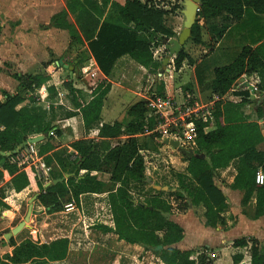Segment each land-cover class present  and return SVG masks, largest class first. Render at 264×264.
Returning a JSON list of instances; mask_svg holds the SVG:
<instances>
[{"label":"trees","instance_id":"trees-1","mask_svg":"<svg viewBox=\"0 0 264 264\" xmlns=\"http://www.w3.org/2000/svg\"><path fill=\"white\" fill-rule=\"evenodd\" d=\"M198 1V15L205 20L222 14L237 21L248 17L256 20L258 15L264 14V0ZM164 14L163 9L140 0H126L123 5L113 0H66L65 8L54 14L50 21L53 27L68 32L71 43H87L93 52L104 46L108 50L118 48L110 56L107 65L97 61L100 69L108 73L115 59L122 54H128L145 68L156 67L152 47L174 37V33L164 25ZM69 16L73 22L69 21ZM255 28L249 30L250 38H254L257 33ZM261 35L257 40L252 39L250 45L244 46L230 63L213 69L211 88L214 93L225 95L242 75L264 71V42L255 48L251 46L262 39ZM190 39L196 44L201 42L198 20L191 28ZM185 57L181 49L173 60L176 69ZM13 77L23 91L33 89V85L37 86L44 80L42 76L14 74ZM66 88L71 103L81 115L84 128L98 126L103 100L110 91V84L97 85L88 102L71 83ZM50 90L53 91V87ZM259 90L264 91V88L260 87ZM245 103L243 99L237 103L218 100L211 116L202 115L194 120L195 153L203 152L206 158L192 156L186 159L184 172L175 173L177 188L173 191L169 188L153 190V194L142 203L132 200L130 188L133 183H149L145 174V160L140 153L141 144L136 137L150 128L145 120L147 109L143 100L131 104L120 120L102 124L98 128V140L72 142L70 147L76 154L74 160H70L72 154L65 150L54 151L49 142L40 145L38 153L44 156L47 164L55 162L65 174H70L64 181L49 187L44 188L33 167L18 166L13 161L20 152L11 156L0 155V179L8 177L16 192L28 186L34 189L45 212L52 215L49 226L54 223V229L55 223L70 219L65 225L66 234L49 242L35 244L26 240L23 245L17 246L10 239L9 244L14 247L13 254L9 258L0 257V264H46L47 261H59L66 257L67 236L78 219L76 207L79 206V196L100 192L96 185L87 183L84 178L77 179L80 170L106 173L110 182L117 185L108 192L107 198L114 227L112 232L119 240L140 245L163 264H212L204 255L194 257L193 251H181L175 247L183 237V230L166 215L173 209L172 198L181 201L187 198L196 207L205 226H216L221 220L220 214L227 210V204L221 191L215 187L213 177L217 168L227 166L234 159H238L239 163L233 187L244 191V202L255 192L256 216L264 214V183H255L259 170L264 177V151L256 149L264 137L258 123L244 114ZM258 115H261L260 109ZM0 125L3 127L0 130V152L14 150L32 132L47 136L55 127L47 119V111L26 104L23 94L6 95L5 101L0 102ZM53 134L59 135V129L54 130ZM121 136H125V139L111 146L109 140ZM60 177L58 175L54 179ZM68 202L74 204V210L64 209V204ZM105 231L108 229L105 228ZM50 234L53 235V232ZM249 241L251 264H264V254L258 252L257 242L254 239ZM246 244L245 239L233 243L235 247ZM24 249L26 256L22 258ZM240 259V255H234L233 264H237Z\"/></svg>","mask_w":264,"mask_h":264},{"label":"crops","instance_id":"crops-1","mask_svg":"<svg viewBox=\"0 0 264 264\" xmlns=\"http://www.w3.org/2000/svg\"><path fill=\"white\" fill-rule=\"evenodd\" d=\"M113 1L123 5L126 0ZM65 4L66 0L63 1L62 6L58 10L48 17L47 27H49L48 30H59L66 33L68 37V41L66 40L67 46L61 55L63 57H71L72 54H69L71 47L78 45L85 48L88 44L84 43V46V44L71 43L66 30L57 29L52 26L50 21L51 17L63 10ZM40 7V0H0V13L4 18H0V33L3 30H1L2 26L6 27L9 25L13 26V28L22 27L25 23L20 19H23L22 16L24 17L25 14H27L26 16L30 20V24L36 26L38 21L41 20L40 13L38 12ZM49 7H51V5H49ZM161 9L165 12L164 25L174 33V37L178 36L183 28L185 18L182 20L180 16L178 18L176 17V20H174L172 12H175V9L168 10V8L164 6H161ZM28 14H30V18ZM182 16L184 17L183 10ZM68 19L70 22H73L71 16H69ZM197 20L200 26L201 42L196 44L191 39L186 40L182 46L186 57L182 60L180 67L176 69L173 61L168 73L166 69L160 70V73L162 72L165 77H176L178 79L176 88L168 90V87L164 86L165 90L167 89L165 92L166 95L161 97H174L171 99L177 104H186L194 101L202 109L203 114L197 115L194 118L192 117L193 121L199 119L202 115L211 116L218 100L235 103L240 102L242 99L246 100L247 103H245L243 107V112L250 120L258 123L264 137V91L259 90L260 87L264 88V71L254 72L250 75H242L235 81L231 89L225 95H218L214 93L211 88L213 69L215 67L230 63L236 58L244 46L250 45L252 39L257 40L260 34H263L261 35L262 39L251 46L255 48L264 42V14L258 15L256 20L250 17L245 20L241 19L242 21L232 20L227 14L216 15L215 17L209 18V20H205L198 15ZM254 28L257 33L254 38H250L251 33H249V30H253ZM56 38L57 36L51 37L46 41L55 46L58 43ZM38 40L41 41L40 37L38 38L34 33L26 34V36H14L13 38H9V36H0V102L5 101L6 95L14 96L16 94H23L26 99V104L47 111V119L55 127L48 132L47 136L43 135L45 138L42 141L32 144L33 147L37 149V152H39L40 145L49 142L53 146L54 151L65 150L72 155H76L70 147L72 142L81 139L98 140V128L102 124H112L114 121L121 119L110 118L109 116L105 118L104 116L106 114L105 102L114 93V82H112L111 79L114 74L118 73L119 66L121 67L127 63H134L139 68L144 70L148 69L149 71L152 70L153 67L145 68L130 58L128 54H122L115 59L109 72L104 73L96 61H94L95 59L92 52L89 51L92 56L88 55V58L84 59L82 64L85 68L83 71L87 73L88 77L90 75L92 79L95 78L98 80L96 83L89 86L85 83L90 93V96L87 98L84 97L81 91L82 88L73 84L71 79L72 74L70 75L68 68L62 66L72 65L66 63L62 57H58L54 60L53 56L55 52L50 50L52 47L48 46L45 43L46 41L39 42ZM172 58L174 60L175 56L170 57L167 64L171 63L170 60ZM155 59L156 58L153 57L154 62H156ZM60 60H62V64L59 63ZM61 70L68 71V82L66 83L62 82L57 77V74H59ZM123 72L124 69H122V71L120 70V74ZM14 74L42 76L44 80L37 86L33 85V89L23 91L20 83L13 77ZM69 83L81 91L86 102L91 99L92 90L97 85L100 83L110 84V91L103 100L98 126L90 129L84 128L78 109H76L70 101L66 88ZM182 85H187L184 87V90L181 87ZM51 87H53V91L50 90ZM161 87H163L162 84L159 88L161 89ZM247 91L249 95L246 94ZM154 96L156 95H153V97ZM150 98H152V95L147 97L146 100H143L145 107ZM17 108H19V106H17ZM258 109L261 111L260 116L258 115ZM59 111L62 113L61 116L57 114ZM145 120L148 121L150 128H146L143 133L136 136L141 144L140 153L143 155L144 160L146 158L144 153L149 152L148 149H150L151 142L147 141L146 146L142 147L141 139L144 135L155 131L161 135L163 134V136L156 137L155 140L158 145L159 143L160 145L157 147L156 152L153 153L159 155V152L165 151L166 148L170 146L172 151L175 150L172 155L171 152H168V155H171L170 163L173 164L172 167H176L174 163L179 164L174 173L184 172L187 165L186 159L188 158L170 144L167 136L172 137L171 141L178 142L179 146H182L186 150H191L194 153L196 150L195 142L183 141L181 136L178 135L179 129L175 127L169 129L173 131L168 130L166 133L159 132L158 125L162 121L154 117L149 118L148 111L146 112ZM2 129L3 127L0 125V130ZM56 129H59V135L53 134ZM67 133H69L70 136L73 134L76 136L68 145H56L53 143L52 139H61V137ZM39 135L42 134L32 132L28 137ZM124 139L125 136H121L111 139L109 142L111 146H115L118 141H123ZM186 143L189 148L185 146ZM256 149L264 151V141L258 144ZM40 156L43 158L48 168V173L54 166L56 169H59L55 162L47 164L44 156ZM204 158H206L205 155ZM238 163L239 160L234 159L230 161L227 166L215 170L213 183L215 187L221 191L225 198V203L227 204V210L220 214L221 220L216 226H205L197 214L196 207L191 204L186 196V199L183 201L173 200L176 206L166 217L178 224L183 230L182 239L175 244L177 249L181 251H193L194 257L204 255L212 264H233L232 257L234 255L241 256L237 264H251V242L249 240L254 239L257 242L258 252L264 254V214L256 216V193L253 192L250 199L244 202V191L233 187ZM81 172L86 174H80ZM88 174L97 181H102L100 184L92 183L90 182L91 177L86 181L89 184L96 185L100 192L85 193L79 196V206L76 207L78 219L70 228L67 236L68 246L66 257L59 261H47L46 264H131L132 261H134L137 250L145 254L148 252L140 245L129 244L123 240H119L117 235L112 232L114 227L107 194L109 191L115 189L117 185L110 182L108 174L96 171L80 170L77 179L84 178ZM38 178L40 179L39 176ZM44 185L43 183V186ZM2 186L4 189L2 188L3 192L0 195V257L9 258L12 256L14 247L9 244L10 239H13L17 246H19L25 238H29V241L32 242L33 239H31V237L35 239L33 242L35 244L48 242L46 237L49 236L53 230V226H49L48 223L52 215L45 212L44 207L37 199L32 202V211H34V213L30 215L28 220V222H31L29 224L27 222V227H25L29 236L23 239H17V235L24 229L23 228L8 241L3 238L4 234L9 232L23 220L27 211L26 209L25 212H20L23 204H27L28 207L29 200L38 193L30 186L16 192L8 177L0 179V188ZM154 186L159 185H152L153 188ZM177 186L178 184L176 181V186L171 190H175ZM159 187L164 190L168 189L166 186ZM154 190L156 189L154 188ZM171 204L172 206L174 205L172 201ZM177 204L180 207H177ZM105 228L108 229V231H105ZM240 239H245L247 244L242 247H235L233 245L234 241ZM80 250L83 252L82 255L79 253ZM79 256H82L81 259L83 262L81 263L77 261ZM157 260L160 264H163L158 258Z\"/></svg>","mask_w":264,"mask_h":264},{"label":"rangeland","instance_id":"rangeland-1","mask_svg":"<svg viewBox=\"0 0 264 264\" xmlns=\"http://www.w3.org/2000/svg\"><path fill=\"white\" fill-rule=\"evenodd\" d=\"M64 0H40V18L41 20L38 21V24L36 26H32L30 24V20L27 18V14L22 16L23 19H20L23 21L25 24L22 27L16 28L13 26L7 25L2 26L1 28V33L0 36H9V38H13L14 36H19V35H24L34 33V35L40 37L41 41H46L48 38L51 37H56V41L58 43L53 46L51 43H48L46 41L45 43L48 46H51L52 49L51 51H54V60L58 57H62L63 60L71 64L73 66V73H72V82L75 86L81 87V91L84 94V97H89L90 93L88 92V87H86L85 83L89 85H93V83H96L98 79H92L87 73H84V65L82 64L84 62V59L88 58V55H91L89 51L92 52V55L94 56V61L100 60L104 66L107 65L110 62V56L115 52L118 48H113L112 50H108L107 46H104L101 49H98L97 51L93 52L92 47L89 45L85 48L82 46L75 45V47L70 48V53L72 54L71 57H63L61 54L65 50L67 46V41L68 37L66 36V33L63 31L59 30H48L49 27H47V19L48 17L58 10L63 3ZM142 3L151 5V6H157L158 8H161V6H164L168 8V10H174L172 13V17L174 20H176V17L182 18L184 20V17L182 16V10L185 9L184 6V0H140ZM27 4V3H25ZM51 5V7H49ZM54 6V8H53ZM28 17L30 18V14H28ZM0 18L4 19L0 13ZM172 19V18H171ZM182 23V21H181ZM180 23V26H181ZM47 34V35H46ZM43 35V36H42ZM46 35V39H45ZM178 36H175L173 38H177ZM67 40V41H66ZM39 41V40H38ZM39 41V42H41ZM45 48V47H44ZM170 46L167 44L166 40H163L158 46H153L152 51H153V57L156 59V67H153L152 70L148 69H141L134 63H127L126 65L119 66V70L117 71L118 73L114 74L112 77V82H114V90L113 94L110 96V98L107 99L105 102V118L106 116H109L110 118H122L125 116L126 109L133 104L136 101L139 100H146L147 97H150L152 95L156 96H164L166 95L165 92V87H168V90H171L172 88H176V85L178 83V79L176 77L169 78L165 77V75L160 73V70L166 69L167 73L171 69L172 63H173V58L170 60L171 63H168L166 65H162L163 59L168 53ZM91 55V56H92ZM96 55L98 56V59H96ZM50 58V57H49ZM52 58V57H51ZM52 58V61H53ZM98 64V63H97ZM99 66V65H98ZM124 69V72L120 74V70L122 71ZM68 71L66 70H61L59 71V74H57V77L59 80L62 82H68ZM170 75V74H169ZM116 83V85H115ZM162 84L163 87L161 89L159 88L160 85ZM165 86V87H164ZM187 85H182V89L184 90V87ZM150 92V94H149ZM247 95H249L248 91L246 92ZM174 98V97H171ZM59 116H61V112L59 111L57 113ZM159 121H162L159 119ZM56 124V123H55ZM57 125V124H56ZM59 125V124H58ZM171 127L174 128V126H169L167 129L169 130ZM169 131H173L172 129ZM84 136V133H83ZM163 134L161 135L158 132L153 131L152 133L146 134L142 137V147H145L147 144V141L151 142L150 149H148L149 152L152 153H144L146 155L145 161H146V177L147 180L151 181V184H148L146 181L145 182H139V183H133L130 188V194L131 198L135 203H142L148 198L150 195L153 194L154 188L152 185H159V186H166L169 188V190L173 189L176 186V180H175V173L174 171L176 170V167L179 166V164L174 163L176 167H172L173 164H171V155L172 153L175 152L172 151L171 147H167L165 151L159 152L160 154L157 155L156 149L160 145L156 142V137H162ZM76 137L74 134L70 136L69 133L66 135L62 136L61 139H52L53 143L56 145H68L71 140ZM166 137V136H165ZM169 138V141L172 140V137L167 136ZM151 138V141H150ZM185 146L189 148L188 144L186 143ZM64 149V148H62ZM24 152V148L21 150ZM68 152V151H67ZM168 152H171V155H168ZM76 155H72L70 160H74ZM65 173L59 168L56 169L55 166L54 168L52 167V170L48 173V175H43L40 173V179L41 181L46 184L48 182H51L54 177L60 175L63 176ZM80 174H86V173H80ZM80 176V175H79ZM90 174L86 175L84 179L86 181L89 180ZM90 182L100 184L102 181H97L94 177H91ZM3 186L0 188V195L3 192ZM31 198V197H30ZM175 199L172 198V203L174 204L172 208H175V203L173 202ZM178 207V204H177ZM27 209V204H23V207L21 208L20 212H25ZM24 216V214H23ZM63 223H55V228L52 230L53 235H49L46 237V240L49 242L53 238H56L57 236H64L66 234L65 232V225L70 222V219L65 220L62 219ZM31 221L28 222V224ZM76 222V221H75ZM54 224V223H53ZM51 224V225H53ZM54 227V226H53ZM51 232V233H52ZM20 234V235H19ZM17 235V239H23L25 237H28V233L26 229L24 228L20 233ZM32 242L35 241L34 238ZM26 240H29V238H25L22 243H20V246L24 244ZM148 253L145 254L144 252L137 250L135 253L134 261H132L131 264H160L159 261L157 260V257H155L150 251H147ZM82 255V251L80 250L79 252ZM13 254V253H12ZM26 256V250H23V253L21 254V257L24 258ZM82 256H79L77 258L78 262H83L81 259Z\"/></svg>","mask_w":264,"mask_h":264},{"label":"built area","instance_id":"built-area-1","mask_svg":"<svg viewBox=\"0 0 264 264\" xmlns=\"http://www.w3.org/2000/svg\"><path fill=\"white\" fill-rule=\"evenodd\" d=\"M146 109L149 118L162 119V122L158 125L159 132L166 133L167 128L172 125L179 129L178 135L181 136L183 141L194 143L195 128L192 117L203 114L202 109L194 101L177 104L170 97L154 96L146 103ZM146 123H148L147 120ZM13 161L18 166L33 167L39 177H41L40 173L48 175V168L33 145H27L24 152L21 151ZM255 183L258 185L264 183V177L260 171L256 173ZM64 209L72 211L75 206L72 202H68L64 204Z\"/></svg>","mask_w":264,"mask_h":264},{"label":"water","instance_id":"water-1","mask_svg":"<svg viewBox=\"0 0 264 264\" xmlns=\"http://www.w3.org/2000/svg\"><path fill=\"white\" fill-rule=\"evenodd\" d=\"M184 6L185 9L183 10L184 15V23L183 28L181 32L179 33L177 38H171L167 39V44L170 46L167 55L165 56L162 65H166L170 57L176 56L182 49L183 44L186 42V40L190 39L191 36V28L196 23L198 19V12H199V1L198 0H184ZM60 64H62V60L59 61ZM64 68H68L70 75L72 74V66L62 65ZM45 137L43 135L34 136V137H28L26 140L22 141L14 150L10 152H0L1 156H11L15 155L18 152L22 150V148L26 147L27 145L36 144L40 141H42ZM170 144L176 148L179 152H181L186 158L199 157L203 158L204 154L201 152L200 154H196L191 150H186L182 146H179L178 142L170 141ZM70 176V174L66 173L60 178H56L52 180L51 182H48L44 185V188L49 187L51 185H54L58 182H62L65 179H67ZM149 184H151V181H149ZM156 190H160L161 187L154 186ZM38 194L34 195L28 203L26 214L21 222H19L15 227H13L9 232L4 234L3 238L8 241L10 238L18 234L23 228L27 227V222L29 220V217L34 211H32V202L37 199Z\"/></svg>","mask_w":264,"mask_h":264}]
</instances>
